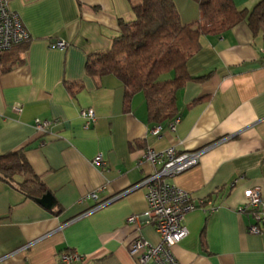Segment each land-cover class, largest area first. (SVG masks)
I'll return each instance as SVG.
<instances>
[{
  "label": "crops",
  "instance_id": "0c3cea01",
  "mask_svg": "<svg viewBox=\"0 0 264 264\" xmlns=\"http://www.w3.org/2000/svg\"><path fill=\"white\" fill-rule=\"evenodd\" d=\"M7 1L30 40L0 71V155L22 150L55 204L45 208L0 179V264H64L63 253L82 257L72 264H139L131 242H160L153 224L127 222L146 209L139 184L153 167L143 150L169 146L207 147L198 164L168 179L203 203L185 214L188 234L172 248L178 262L264 264V224L250 233L253 216L237 211L246 188L264 197V32L242 21L198 37L187 63L194 79L176 92L179 122L170 130L169 121L149 120L143 92L127 101L114 75L86 72L88 57L119 34V19H133L127 0ZM232 1L251 9L259 0ZM173 2L182 23L200 19L194 0ZM86 109L94 112L87 127ZM35 119L48 122L43 131ZM96 188L105 204L78 203Z\"/></svg>",
  "mask_w": 264,
  "mask_h": 264
},
{
  "label": "trees",
  "instance_id": "16d2710c",
  "mask_svg": "<svg viewBox=\"0 0 264 264\" xmlns=\"http://www.w3.org/2000/svg\"><path fill=\"white\" fill-rule=\"evenodd\" d=\"M127 1L133 19H119V34L110 48L88 57L86 72L114 75L123 84L127 101L134 93L143 92L149 120L154 123L177 116L176 92L194 79L188 74L187 63L199 48L200 35L219 33L242 21L254 34L264 32V0L251 9H237L232 0H194L200 19L188 24L182 23L173 0ZM27 42L0 55L1 72L12 68L17 59L13 50ZM0 179L14 182L34 199L47 192L22 150L0 155Z\"/></svg>",
  "mask_w": 264,
  "mask_h": 264
},
{
  "label": "built area",
  "instance_id": "2783aa9c",
  "mask_svg": "<svg viewBox=\"0 0 264 264\" xmlns=\"http://www.w3.org/2000/svg\"><path fill=\"white\" fill-rule=\"evenodd\" d=\"M30 40V34L23 27L19 15L10 10L7 0H0V55L11 50L14 46ZM55 45L64 48L66 43L62 40L56 41ZM16 111H20L19 106H15ZM81 116L86 120L87 127L94 120L92 109L81 111ZM179 117L175 116L168 122L170 130H175ZM48 124L40 119L34 120V127L38 131H43ZM160 126L152 129L153 134H158ZM207 149L203 147L197 150H186L177 152L174 146H169L161 151L147 147L143 150L142 157L152 167V172L148 173L140 182V186L145 188L146 209L138 214L127 217V222L136 224H153L158 233L160 242L152 245L149 242L138 238L131 242L129 253L136 255L139 264H146L150 261L156 264H180L175 258L172 248L188 234L185 225V214L202 206V202H195L188 191L180 188L175 183L168 181L176 175L190 169L198 164L201 154ZM101 154L94 157L93 163L100 164ZM100 188H96L78 199V203L88 200L98 202L97 206L105 204L99 202L98 193ZM244 201L237 208L239 213H250L255 223L250 225V233H259L261 225L264 224V197L258 188H246L243 191ZM82 257L78 254L63 253L61 260L64 264H72Z\"/></svg>",
  "mask_w": 264,
  "mask_h": 264
},
{
  "label": "water",
  "instance_id": "95a60500",
  "mask_svg": "<svg viewBox=\"0 0 264 264\" xmlns=\"http://www.w3.org/2000/svg\"><path fill=\"white\" fill-rule=\"evenodd\" d=\"M38 203H40L45 208H52L55 204V200L50 192H45L43 195L35 199Z\"/></svg>",
  "mask_w": 264,
  "mask_h": 264
}]
</instances>
